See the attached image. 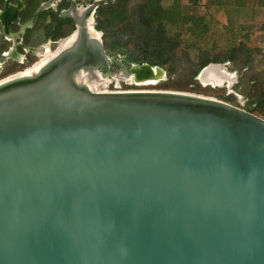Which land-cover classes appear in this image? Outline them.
<instances>
[{"label": "water", "instance_id": "water-1", "mask_svg": "<svg viewBox=\"0 0 264 264\" xmlns=\"http://www.w3.org/2000/svg\"><path fill=\"white\" fill-rule=\"evenodd\" d=\"M60 1L70 42L0 80V264H264V120L181 91H91L88 74L137 86L164 70L111 71L94 27L107 0Z\"/></svg>", "mask_w": 264, "mask_h": 264}, {"label": "rangeland", "instance_id": "rangeland-1", "mask_svg": "<svg viewBox=\"0 0 264 264\" xmlns=\"http://www.w3.org/2000/svg\"><path fill=\"white\" fill-rule=\"evenodd\" d=\"M229 5H212L208 6L206 0H178V3L184 9V13L188 16L201 17L207 26V30L201 38L195 39L190 35L186 28L189 24H183L177 28L176 32L180 33L179 39L182 43L176 49L174 57L164 66V79L151 85L133 86L132 82L119 81L109 79L105 85H95L97 90L94 91H126V90H168L181 91L204 97L213 98L225 102L234 107H239L246 111H250L254 115L253 108L249 105V97L253 88L249 81L250 78L261 80L264 78V7L258 6L259 0H230ZM137 0L129 2L131 7ZM168 1H164L166 4ZM169 33L173 32L170 27ZM68 27L64 28L67 31ZM46 30L43 24L39 23L31 32L33 39L29 41L32 46L42 43ZM123 31L119 29H111L109 35L104 37L103 43L106 54L115 62L122 66L125 64L124 54L127 50H132V41L123 46L122 50L111 52L108 50V43L113 42L117 45V38L121 37ZM247 36L244 46L251 49V52L241 53L237 58L229 63H209L218 64V66L229 75L234 76V83L230 87L231 93L225 88V84L220 87L203 86L191 77L192 71L198 64V58L202 54L214 55L224 58L226 53L239 42H243L242 37ZM121 40L126 41L123 37ZM8 39H3L0 34V52L8 48ZM57 46V45H56ZM43 48V47H42ZM52 53V51L50 52ZM40 56L36 53L25 54V61L21 65H13L6 63L0 69V79L7 73L12 74L24 68H28L32 64L39 62ZM247 60L248 66L243 62ZM11 68L8 69V67ZM93 84L94 81H90ZM89 82L90 89L93 90L92 84ZM264 87V85L262 86ZM242 98L241 104L235 96Z\"/></svg>", "mask_w": 264, "mask_h": 264}, {"label": "trees", "instance_id": "trees-1", "mask_svg": "<svg viewBox=\"0 0 264 264\" xmlns=\"http://www.w3.org/2000/svg\"><path fill=\"white\" fill-rule=\"evenodd\" d=\"M40 1L43 0H26L28 8L24 17L28 16ZM131 1L107 0L105 5L97 7L94 14V27L101 33L102 43L111 29L115 28L123 31L122 36L117 38V45L113 42L108 43L109 51L119 52L123 48L119 43L120 41L122 44H126L128 40L132 41V50H127L124 54L125 64L146 63L163 69L174 57L176 49L182 43V40L179 39L180 33L176 32L177 28H180L183 24H189L186 30L190 35L195 36L197 40L207 30L204 19L186 15L178 0H137L131 7H128ZM164 1L168 2L163 4ZM206 2L208 6L231 4L230 0H206ZM258 6L264 7V0H259ZM46 17L49 18L50 23L45 29L44 39H61L71 32L67 21L60 20L48 13L42 15V20ZM65 26L68 27L67 31H64ZM167 27L173 29L171 34ZM123 37L126 38V41L121 40ZM242 39L243 42L241 41L231 48L224 58L207 55V53L202 54L198 58V64L192 71L191 77L194 78L198 71L209 63H231L239 54L251 52V49L244 46L247 36L242 37ZM243 64L248 66V61L245 60ZM249 81L252 84L253 91L248 104L252 106L256 116L264 120V87H262L264 78H261V80L250 78Z\"/></svg>", "mask_w": 264, "mask_h": 264}, {"label": "flooded vegetation", "instance_id": "flooded-vegetation-1", "mask_svg": "<svg viewBox=\"0 0 264 264\" xmlns=\"http://www.w3.org/2000/svg\"><path fill=\"white\" fill-rule=\"evenodd\" d=\"M20 1H21L22 5L20 6V10L16 15L17 19L13 23L9 24L8 30L6 31L5 36L2 35L1 28H0V34H1L2 38L8 39V41H9L8 48H6L5 50L0 52V69L6 63L13 64L16 66L21 65L23 63V61H25V54H27V53L33 54L36 56V53L34 51H31V49L42 50L45 48V50L47 49L48 51H52L56 47L58 39L57 40L44 39L42 41V43L37 44L35 47L29 43V41H31V39H33L31 32L35 29V27L39 23L43 24L44 29H46V27L50 23V20L48 17H46V19L42 20V15L48 13L50 15L55 16L56 18H58L60 20L67 21V23L69 24V28H71L70 30L72 31V29H73V25L68 18L59 17V14L61 12H64L69 8V4L66 1L56 0V1H54L53 5L51 7H48L47 9H45L44 11L39 13L35 22L31 25V27L21 29V32H20L19 27H21V25L26 24L30 20V17L32 15L33 11L36 9V7L39 6L40 4L44 3L47 0L40 1L37 4V6L34 7L31 10L30 14L26 17H24L25 13L27 12V8H28L26 0H20ZM73 1L76 3L77 6H85V5L90 4V2H91V0H73ZM3 2H4V0L1 1L0 10H2V8H3ZM10 4L15 5L14 0H10ZM11 50H13V52L16 55L20 56L21 59L18 60V59L9 58L7 56V54H9V52ZM4 55H5V57H7L6 60H4ZM112 62L113 63L110 67V70L115 71L119 68L120 65L115 64L114 61H112ZM123 65H126V64H123ZM10 68H11V65H10V67H8V69H10ZM24 69H22V70H24ZM22 70H20V71H22ZM20 71H17V72H20ZM17 72H14V73H17ZM14 73H12V74H14ZM9 75H11V74H9ZM9 75L7 73V75L3 76V78H5ZM119 75H121V74H119ZM3 78H1V79H3ZM129 82H131V81H129Z\"/></svg>", "mask_w": 264, "mask_h": 264}, {"label": "bare ground", "instance_id": "bare-ground-1", "mask_svg": "<svg viewBox=\"0 0 264 264\" xmlns=\"http://www.w3.org/2000/svg\"><path fill=\"white\" fill-rule=\"evenodd\" d=\"M71 39L72 38H68L64 41H60L59 43H57V49L66 45L67 43H69ZM50 52L51 51H48L47 49L45 50V48L42 50H37L36 53L40 56L39 62L34 63L24 73L30 72L33 69H35L36 67L40 66L45 60L49 59L55 53V52H52V53H50ZM7 56L9 58H13V59H18V60L21 59L20 56L16 55L13 52V50H11L9 52V54H7ZM119 74H121V75H119ZM119 74L113 76L111 79L115 80L116 82H118L120 80L132 82V79L129 76H127L124 72H121ZM86 79L88 81L87 86L89 89H90L89 82L91 80L95 82L94 84H93V82L92 83L90 82L92 84V87H93V90L90 89L91 91L97 90V87H95L96 84L99 85L98 83H100V85H105V84H107V82H109V79H107V78L103 79L102 77H99V75H92V74L86 75ZM197 81L199 83H201V85H203V86H211V87H220V86H222V84H225L226 89L230 91V87L234 83V78H233V76H231V75L227 74L225 71H223L220 67L208 66L207 68H205L204 70H202L199 73V75L197 76ZM155 83L156 82H154V81H143V82L136 83V85L137 86L151 85V84H155Z\"/></svg>", "mask_w": 264, "mask_h": 264}]
</instances>
